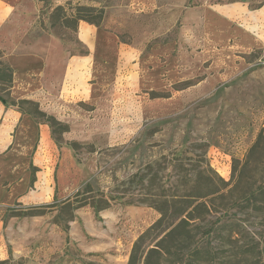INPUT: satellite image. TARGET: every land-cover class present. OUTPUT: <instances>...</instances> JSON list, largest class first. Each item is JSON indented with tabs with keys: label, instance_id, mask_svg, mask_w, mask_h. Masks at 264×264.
I'll return each mask as SVG.
<instances>
[{
	"label": "rangeland",
	"instance_id": "obj_1",
	"mask_svg": "<svg viewBox=\"0 0 264 264\" xmlns=\"http://www.w3.org/2000/svg\"><path fill=\"white\" fill-rule=\"evenodd\" d=\"M0 99V264H264V0L0 4Z\"/></svg>",
	"mask_w": 264,
	"mask_h": 264
},
{
	"label": "trees",
	"instance_id": "obj_2",
	"mask_svg": "<svg viewBox=\"0 0 264 264\" xmlns=\"http://www.w3.org/2000/svg\"><path fill=\"white\" fill-rule=\"evenodd\" d=\"M76 22L77 21H85L88 24L91 25H99V23L102 20V13H97V11L90 9V8H84V7H79L77 9L76 15ZM0 102L3 103V101L0 99ZM258 154L260 156H262L261 162L264 164V131L260 132L258 134L257 140L255 142V144L252 146V148H250L248 155L246 156V159L244 161V163L241 166V169H237L236 167H233L232 169V174H231V180H230V185L232 187H239V184L241 182H244V174L248 172V166L257 161L258 159H252V156L254 154ZM252 175L256 174V177L260 175L259 179L255 182L256 183V192L254 193L253 191H248V195L244 196L241 195L240 196V202L242 205H239L243 208V210L246 209H257L259 211L264 210V172H252ZM219 182L223 183V186L228 187L230 186L227 183H224L221 179L219 180ZM219 191H217L218 193ZM239 202V203H240ZM87 205L86 203H81L78 207H82ZM203 207L207 208V205L205 203H202ZM103 208V207H102ZM100 208V209H102ZM187 215L185 217H179L180 219H178L179 221L177 223H175L174 227L166 234L164 235V237H162L157 243H155V245H150L149 248L147 249V253L146 255L143 257V259L141 260L140 264H149V256L152 253H156L162 246V243L168 238V237H172L173 235H175L176 231L178 228L180 227H184V226H189L190 223L189 221H193L195 219H192L191 217H189V212L186 213ZM184 216V215H183ZM155 229V225L148 228V230H146V232H144L142 235L139 236V238L137 239V241L135 242L133 249H132V254L130 257V261L128 264H137L139 263L138 260H136V251L139 248V246L150 236V234L152 233V231ZM246 249H258L259 247H262V249H264V238L263 239H259L257 242L253 244H246ZM249 252V250H246Z\"/></svg>",
	"mask_w": 264,
	"mask_h": 264
},
{
	"label": "crops",
	"instance_id": "obj_3",
	"mask_svg": "<svg viewBox=\"0 0 264 264\" xmlns=\"http://www.w3.org/2000/svg\"><path fill=\"white\" fill-rule=\"evenodd\" d=\"M15 1L16 0H0V4L5 7H11L12 3ZM5 130L0 134V154L7 150L12 144L9 134L5 135Z\"/></svg>",
	"mask_w": 264,
	"mask_h": 264
}]
</instances>
